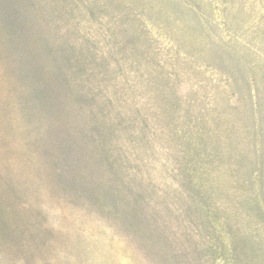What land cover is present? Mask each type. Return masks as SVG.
I'll return each mask as SVG.
<instances>
[{
	"label": "trees",
	"instance_id": "obj_1",
	"mask_svg": "<svg viewBox=\"0 0 264 264\" xmlns=\"http://www.w3.org/2000/svg\"><path fill=\"white\" fill-rule=\"evenodd\" d=\"M133 4L0 0V83L7 98L0 113L8 117L0 130L18 132V126L23 132L0 172V264H39L50 256L45 194L60 205L56 211L61 206L78 211L83 222L96 217L112 236L135 244L150 264H211V241L219 238L207 219L209 209L198 204L196 195L202 194L187 184L190 169L181 168L182 156L165 155L173 160L161 173L170 181L161 194L173 200L165 211L152 205L159 199L153 182L134 173L141 151L157 154L155 133L175 132L182 117L174 112L176 92L165 102L160 96L161 102L145 105L158 98L155 91L168 73L150 76L159 69L151 54L155 47L146 52L151 46L146 10L136 12ZM174 50L179 70L168 78L177 86L173 78L190 71ZM136 94L143 98L141 107L133 102ZM200 111L184 113L185 132L208 123L207 111ZM200 142L198 153L211 151L204 138ZM173 184L178 191L171 190ZM195 235L203 241L196 242Z\"/></svg>",
	"mask_w": 264,
	"mask_h": 264
},
{
	"label": "rangeland",
	"instance_id": "obj_2",
	"mask_svg": "<svg viewBox=\"0 0 264 264\" xmlns=\"http://www.w3.org/2000/svg\"><path fill=\"white\" fill-rule=\"evenodd\" d=\"M132 1L136 12L146 10L151 41L146 52L155 47L151 54L159 69L155 67L157 71H150V76H160L159 71L168 73V80L159 83L161 87L155 91L158 98L145 100V105L151 107L162 97L165 102L176 92L174 112L182 117L175 132H154L158 134L157 154L141 151L134 173L140 181L153 182L156 202L159 199L152 205L165 211L173 202L172 197L161 194L170 183L162 170L173 162L165 155L182 156L181 168L190 169L185 174L187 184L202 194L196 195L200 197L198 204L209 209L207 219L219 238L218 243L211 241V264H264V0ZM175 47L180 59L185 60L187 68L183 70L190 72L173 78L177 86H172L168 75L179 70ZM2 86L4 82L0 83V110L7 99ZM138 95L133 102L141 107L143 98ZM202 109L207 111L203 119L208 123L185 132L184 121L188 120L184 113L188 111L192 117ZM6 118L0 113V125ZM19 131L0 130L4 141L0 142L1 174L7 150L20 145L23 132ZM167 138L172 144H167ZM201 138L211 151L197 152L203 145ZM5 139L11 141L7 146ZM171 187L178 191L176 184ZM43 197L53 247L50 256L39 259V264H150L135 244L112 236L96 217L83 222L78 211L70 213L63 206L56 211L60 205L46 194ZM173 227L181 230L174 219ZM202 239L195 235L196 242ZM232 246L236 254L231 252Z\"/></svg>",
	"mask_w": 264,
	"mask_h": 264
}]
</instances>
